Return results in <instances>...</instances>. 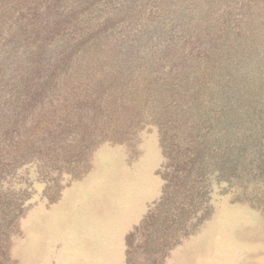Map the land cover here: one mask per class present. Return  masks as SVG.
Wrapping results in <instances>:
<instances>
[{
    "label": "trees",
    "instance_id": "1",
    "mask_svg": "<svg viewBox=\"0 0 264 264\" xmlns=\"http://www.w3.org/2000/svg\"><path fill=\"white\" fill-rule=\"evenodd\" d=\"M125 122H152L169 159L153 234L174 235L210 173L264 188V0H0V181L71 153L68 130L74 149Z\"/></svg>",
    "mask_w": 264,
    "mask_h": 264
},
{
    "label": "rangeland",
    "instance_id": "2",
    "mask_svg": "<svg viewBox=\"0 0 264 264\" xmlns=\"http://www.w3.org/2000/svg\"><path fill=\"white\" fill-rule=\"evenodd\" d=\"M125 124L133 126L125 137L97 133L76 150L67 145L79 136L68 130L61 144L71 153L28 157L2 178L10 201L0 216V264H264L257 176L208 174L202 203L168 239L150 221L141 225L163 212L169 159L152 122Z\"/></svg>",
    "mask_w": 264,
    "mask_h": 264
}]
</instances>
